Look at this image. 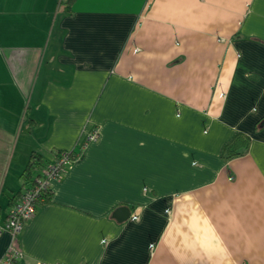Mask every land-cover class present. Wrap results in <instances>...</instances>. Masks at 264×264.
Instances as JSON below:
<instances>
[{"label":"crops","instance_id":"0c3cea01","mask_svg":"<svg viewBox=\"0 0 264 264\" xmlns=\"http://www.w3.org/2000/svg\"><path fill=\"white\" fill-rule=\"evenodd\" d=\"M65 2L0 0V226L33 153L99 131L16 264H264V0Z\"/></svg>","mask_w":264,"mask_h":264},{"label":"built area","instance_id":"2783aa9c","mask_svg":"<svg viewBox=\"0 0 264 264\" xmlns=\"http://www.w3.org/2000/svg\"><path fill=\"white\" fill-rule=\"evenodd\" d=\"M98 138L99 131L93 129L77 143L75 150L57 153L56 158L44 166L41 177L37 179L36 184L31 188H25L9 207L5 222L0 226V234L3 232L8 233L11 244L0 264H16L22 257V253L17 246L18 236L24 225L34 217L37 204L43 201L42 195L51 190L52 183L59 180L73 164L78 162L87 146L96 142Z\"/></svg>","mask_w":264,"mask_h":264},{"label":"trees","instance_id":"16d2710c","mask_svg":"<svg viewBox=\"0 0 264 264\" xmlns=\"http://www.w3.org/2000/svg\"><path fill=\"white\" fill-rule=\"evenodd\" d=\"M74 0H66L65 2V7L66 9H68L69 5L73 2ZM248 144H249V138L246 136H243L242 134H238L234 139H232L224 148V155L226 159H232L234 157H238V156H242L247 152V148H248ZM40 157L38 154L33 153L30 157V161L27 164L24 174L23 176L26 179L31 180V184L30 187L27 188H31L36 184L37 179H39L41 177V172L42 169L44 168V166H42V168L40 169V173H37L35 176V171L38 168V166L40 165ZM34 177V178H33ZM21 194V193H20ZM19 194V196H20ZM50 194V190L46 191L42 197H43V201L39 202V203H46L48 201V197ZM18 196V197H19ZM13 203L15 202L14 199L12 201ZM12 203V204H13ZM11 204V205H12Z\"/></svg>","mask_w":264,"mask_h":264},{"label":"water","instance_id":"95a60500","mask_svg":"<svg viewBox=\"0 0 264 264\" xmlns=\"http://www.w3.org/2000/svg\"><path fill=\"white\" fill-rule=\"evenodd\" d=\"M130 210L127 207H119L113 213L112 217L118 222L127 220L130 217Z\"/></svg>","mask_w":264,"mask_h":264},{"label":"rangeland","instance_id":"374dc122","mask_svg":"<svg viewBox=\"0 0 264 264\" xmlns=\"http://www.w3.org/2000/svg\"><path fill=\"white\" fill-rule=\"evenodd\" d=\"M2 198H3V195H2Z\"/></svg>","mask_w":264,"mask_h":264}]
</instances>
